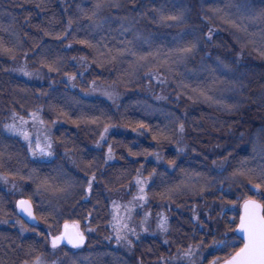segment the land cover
Masks as SVG:
<instances>
[{
	"label": "trees",
	"instance_id": "trees-1",
	"mask_svg": "<svg viewBox=\"0 0 264 264\" xmlns=\"http://www.w3.org/2000/svg\"><path fill=\"white\" fill-rule=\"evenodd\" d=\"M222 1L120 0L119 7L101 10L99 15L107 23L96 29L81 9L94 8L97 0H0V39L15 48L11 55L0 53V153L5 159L0 167L4 177L0 180V258L4 264L24 260L31 264L26 255L29 247L46 252L48 264H72L73 259L77 264H161V258L169 260L177 255V248L189 244L200 249L195 264H211L217 256L222 264L233 253L224 244L238 238L232 229L238 226L241 204L251 195L252 185L246 177L233 179L232 172L244 161L250 167L264 164L253 155L254 142L257 149L264 148V55L223 24L217 11ZM161 12H183L184 22L175 26V21H161ZM122 24L130 31L121 32ZM134 32L149 41L134 40L144 44L143 53L133 44L142 54L159 50L166 56L190 40L198 44L187 60L173 64L168 72L166 66L133 70L131 56L93 62L94 57L99 61L98 52L77 42L88 39L100 48L105 44L122 48L124 41L133 40ZM55 34L63 39H54ZM52 61H59L60 71H48L46 64ZM21 69L31 75L25 76ZM151 72H158L164 82L150 79ZM70 76L76 79L69 80ZM196 88L210 89L220 102L198 97L192 91ZM104 93L111 94L115 103ZM37 110L44 124L41 130L52 145L49 162L33 160L20 137L3 127L13 122V112L23 115ZM96 117L99 121L91 123ZM177 118L185 125L182 136ZM141 123L146 128H139ZM174 128L177 133L170 140L153 139L160 130L171 135ZM102 133L106 138L101 141ZM109 146L111 160L107 159ZM173 159L176 165L170 167L167 161ZM221 163L223 169L217 167ZM33 169L34 179H29ZM153 169L157 174L150 177ZM86 171L97 176L87 201L78 194L80 182L89 178ZM197 172L207 180L187 181L185 173ZM61 174L76 183L72 195L66 199L33 195L39 179ZM137 178L149 182L147 202L135 211V218L143 220L150 213L145 225L154 226L162 215L169 231L150 232L148 227L144 232L138 221L131 225L137 235L117 243L108 227L110 206L113 201L130 205ZM182 181L188 186L171 198L162 195ZM21 199L32 200L38 226L15 225L20 220L15 205ZM53 206L56 212L50 215ZM194 215L198 220L192 219ZM65 224L79 225L84 245L74 250L60 246L51 255L48 238L59 235ZM214 241L220 242L222 251H214Z\"/></svg>",
	"mask_w": 264,
	"mask_h": 264
},
{
	"label": "snow or ice",
	"instance_id": "snow-or-ice-1",
	"mask_svg": "<svg viewBox=\"0 0 264 264\" xmlns=\"http://www.w3.org/2000/svg\"><path fill=\"white\" fill-rule=\"evenodd\" d=\"M134 2V0H133ZM118 0H97L96 4L94 5V8L89 10L81 9V12L84 14V17L91 21L90 27H94L96 29H103L107 21L105 19H102L99 15L101 10L105 7H119ZM226 8H230V4L225 5ZM218 12L223 11L221 9H217ZM159 19L161 21H175L176 25L184 22L183 19V12H180L178 14H171V15H164L162 12L159 14ZM225 19L229 22H231L232 26L235 27L238 31H245L247 32V27L245 26L244 21H255V20H264V8H262L259 12L254 13L251 16L245 15L240 20H234L231 16H225ZM70 25L71 21L69 22V29L70 31ZM174 26V25H169ZM121 32L124 31H130L129 27L127 25L122 24L120 28ZM46 35H50L51 33L46 32ZM54 39L60 40L63 39L62 34H55L53 36ZM103 39V38H102ZM143 39L145 43H148L149 41L147 38L142 37V35L139 32L133 33V40L124 41V47L122 48H109L106 44L103 45V48H100L98 44H94L91 40L84 39V40H78L77 42L95 49L99 54V61L97 58L94 57L93 62H113L118 61L120 57L124 56H131L133 57V60L130 64V68L133 70L142 68V67H155L159 69L160 67H167L168 72H172L173 64L181 63L185 60H187L194 52V50L197 48L198 41L196 40H190L187 43L181 44L178 48L174 49L173 52L167 53L166 56H162L160 51L157 50L155 53L149 52L147 55H144L142 53H138L136 50H134L133 44L134 40ZM212 39V31L209 30L208 34V40ZM262 40H264V34H262ZM102 43V41H101ZM68 47H71V45H68ZM106 49V50H105ZM14 47H6L5 42L0 39V53H5L11 55L14 52ZM260 54L264 55V47L260 49ZM25 56H27V53H25ZM149 57H152V61H149ZM75 59V57H73ZM82 60L85 58H81ZM48 71H60V63L59 61H52L51 63L46 64ZM23 71V69H21ZM23 74L25 76H30L31 73L27 71H23ZM150 79H157L158 83H163L164 80L159 78L158 72H151L149 73ZM75 76H70L69 80H75ZM94 90V89H93ZM194 93L197 94L198 97H202L205 100L213 101L219 103V98L213 97L210 95V89L207 88H196L192 89ZM105 95H108L109 99H112L115 103V98L109 94L104 93ZM224 107H228L227 105H224ZM40 110L34 111L29 113V116L31 118V121L33 123H36L39 121L41 124H43V120L39 119L38 112ZM13 123H6L4 124V130L8 133H11L13 135H20L22 136L25 141L29 143V151L32 152L33 157L36 156V153L39 152V155L42 157H51L53 155L51 148V143L45 144L43 147H41L40 143L36 142V150L34 151L32 148V141L29 139V134L25 131H23L20 127L17 126L15 121L19 119L21 124H25L28 121L24 119L23 116L17 117V114L13 112L12 114ZM99 117L94 118L91 120V123H97L99 121ZM178 125V132L182 136L185 132V125L183 122H180V118H177L176 121ZM139 128H146V125L139 124ZM171 131V135L169 133L164 132L163 130H160L156 135L153 136V139H166L170 140L172 136H175L177 133V128H174ZM108 132V126L104 127V133ZM105 135L102 133L100 134V140H105ZM101 144L98 142L97 147H100ZM178 152H183V148H178ZM135 154V153H130ZM253 155L259 156L262 160H264V148L257 149L255 142L253 143ZM11 157H9L10 159ZM113 158L112 155V147H108V155L107 159L111 160ZM157 161L161 159L159 154L156 155ZM170 167H175L176 161L169 160L167 161ZM213 164L215 165L216 162L213 161ZM5 165V159L4 154L0 153V167H3ZM90 167V165H89ZM143 167V166H141ZM218 168L223 169V164L217 165ZM35 169L32 170L28 174L29 179H34ZM156 170L153 169L152 173H150V177L156 175ZM86 176H89L87 180H82L79 184L81 187V191L78 193L81 198L84 200H88L93 195L94 191V182L97 181V176L95 172H91L89 175V172H85ZM138 177L140 173L138 172ZM162 175V174H161ZM187 176V181L191 182L193 180V177H196V182H199V178H203L207 180V177H204L202 173H192L188 174L185 173ZM235 177H246L249 180V183L252 185L251 189H248V191L251 193L249 198L244 200L243 204V213L240 215L239 218V224L232 230L238 234H240V237L237 239H232L230 243H225L224 248H232L233 253L228 254L223 259V264H264V164L257 167H250L248 165L247 161L242 162L241 166L237 169H235L232 172V178ZM4 177L0 176V180H3ZM6 182V181H5ZM148 180H142L137 178L136 180V187L138 188V193L133 196V201H130L129 204H133L135 201H142L147 202V195L145 193V187L148 184ZM188 186L186 182H181L179 185H175L174 187H170L166 190V192L162 195H166L169 198H171L172 194L175 192H179L183 187ZM192 186H195V183L192 184ZM76 187V183L72 180L65 179L63 174L58 175L56 177H45L41 178L37 182V188L33 195H39L44 196L45 194L55 196L57 199L60 198H67L68 196L72 195V189ZM222 190V189H221ZM51 203V202H50ZM113 203V208L117 207V204L115 201ZM140 207H143V204L140 205ZM17 208L20 209V211L25 214L27 217H29L32 221L36 220V216L33 214V203L31 199H22L17 202ZM133 207H128L127 211L131 212L133 211ZM56 212V208L53 206L51 208L50 215L52 213ZM91 215V214H90ZM148 216H150V213L144 217L143 220H141V223L139 227H142L145 232L148 231L147 227H144V225L147 222ZM44 217H42L43 219ZM130 219V217H129ZM193 220H198V217L195 215L192 218ZM112 223V229L116 233V241L119 243L121 240H126L127 234L131 233L133 235L136 234V228L135 227H129V225L118 216H113ZM157 227L161 233H167L169 231L168 229V221L167 217L160 216L158 218ZM88 231H92V228L89 226L87 228ZM23 232V228H22ZM121 233H124L125 235H121ZM50 235V234H49ZM84 233L79 231V225L74 224L73 230L69 231L68 224L64 225V232L60 233L59 235L53 237L51 239V249L53 250L51 255L55 254V250L59 247L60 243L63 241H67V244L71 245L73 249H80L84 245ZM237 240L239 242H237ZM131 244L130 241H126ZM165 243H168V240H165ZM201 244L204 243L203 240L200 242ZM214 251H222L223 249L220 247V242L214 241ZM242 245V246H241ZM199 246H193L189 244L187 247L184 248H177V255L170 257L169 260H164L161 258V264H195V258L199 255ZM39 253V254H37ZM46 252H39L38 249L29 247L27 250L26 255H28L31 258V264H48L46 259H44V256L46 255ZM65 256L68 255L67 252L64 253ZM75 255V254H73ZM220 257L217 256L211 264H218L220 261ZM0 264H4V261L2 258H0ZM22 264H29V260H24ZM53 264H57V262H53ZM72 264H77V261L73 259ZM89 264H91V261H89Z\"/></svg>",
	"mask_w": 264,
	"mask_h": 264
},
{
	"label": "rangeland",
	"instance_id": "rangeland-1",
	"mask_svg": "<svg viewBox=\"0 0 264 264\" xmlns=\"http://www.w3.org/2000/svg\"><path fill=\"white\" fill-rule=\"evenodd\" d=\"M119 1L120 0H118V3H119ZM226 4H230L231 7L226 8L225 7ZM221 8H222L221 10H223V11H220L219 18H221L223 24L226 25V27L236 37H238L240 39H244V41L246 40V42L250 43V45L256 51L260 52V49L262 47H264V40H262V34H264V20H255V21L245 20L244 23H245V26L247 27V32H245V31H238L235 27L232 26L231 22H229L225 19V16H231L232 19H234V20H240L245 15L251 16L254 13L259 12L262 8H264V0H225V1H222ZM140 34L142 35L141 32H140ZM142 37H144V36L142 35ZM141 40L144 41L143 39H141ZM141 45H144V44H141ZM141 45L138 43H134V46H136V48L139 49L138 51H141L143 53V52H145L144 51L145 46L143 47ZM144 55H147V54H144ZM241 89H243L242 85H241ZM19 116H23L24 119L28 122L25 124H21L19 119H17L15 121V123L23 131H25L29 134V139L32 141V148L34 151L36 150V142L37 141L40 143L41 147H43L45 144L50 142L49 137L45 134L46 131L41 130V128H43L42 126L44 124H41L39 121H37L36 123H33L31 121V118H30L28 113H24L22 115L19 112L17 117H19ZM39 119L41 120L40 116H39ZM12 121H13V119H12ZM36 127L38 128V130L36 129ZM16 136L20 137V142L29 149V143L27 141H25V139L22 136H20V135H16ZM39 138H41V139H39ZM30 156H32L33 160H37V161H41V162H49L52 159V156L51 157L40 156L39 152L36 153L35 157H33L32 152H30ZM136 180L137 179H135V188H136L135 195L138 193V188L136 187ZM116 204H117V207L115 208V210L113 208V204L110 206L109 223H108L110 236L114 239H116L115 238L116 233L113 231L112 226H111L112 223L115 222V221H113V216L118 215L123 220V222H125L129 225V227H133L131 225H134V223H136L138 221H139L138 225H140L141 220H140V218H138V219L135 218V214H136L135 211L137 209H143V207H140V205L143 204V206H145L146 203L142 202V201H135L131 205L119 204V203H116ZM128 207H133L134 210L129 212V211H127ZM129 217H130V219H129ZM15 225H25V224L20 220H16ZM68 226L73 228V226H70V225H68ZM144 227H147V229L149 227L150 232H152V230L155 231L158 229L157 225H154V226L153 225H148V226L144 225ZM150 232L148 235H150V234L152 235V233H150ZM121 235H125V234L121 233ZM135 235H137V231H136ZM130 236H133V234L128 233L126 239L129 238ZM50 238H48V246L49 247H50ZM122 241H125V240H122ZM122 241H120L119 243H122ZM50 250H52L51 247H50ZM58 250H59V248L56 249L55 251H58Z\"/></svg>",
	"mask_w": 264,
	"mask_h": 264
},
{
	"label": "water",
	"instance_id": "water-1",
	"mask_svg": "<svg viewBox=\"0 0 264 264\" xmlns=\"http://www.w3.org/2000/svg\"><path fill=\"white\" fill-rule=\"evenodd\" d=\"M244 204V203H243ZM243 204L241 206V214L243 213L244 209H243ZM16 210H17V213L18 215L20 216V218L22 219V221L24 223H26L27 225L29 226H34L36 223H37V218L35 221H32L29 217H27L25 214H23L19 208H17V205H16ZM33 214L35 215V211H34V208H33ZM36 216V215H35ZM73 228H69V231H72ZM237 235L240 237V234L237 233ZM53 238V237H52ZM51 238V239H52ZM51 239H50V244H51ZM60 245H65L66 247L70 248V249H73L71 247V245L67 244V241H63L60 243Z\"/></svg>",
	"mask_w": 264,
	"mask_h": 264
}]
</instances>
